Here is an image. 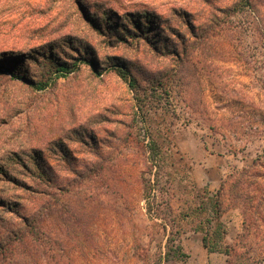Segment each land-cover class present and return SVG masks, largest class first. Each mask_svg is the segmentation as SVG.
Instances as JSON below:
<instances>
[{
  "label": "rangeland",
  "instance_id": "374dc122",
  "mask_svg": "<svg viewBox=\"0 0 264 264\" xmlns=\"http://www.w3.org/2000/svg\"><path fill=\"white\" fill-rule=\"evenodd\" d=\"M245 1L0 0V67L26 75L0 81V169L9 174L0 170V239L33 218L62 248L57 264H152L161 237L149 241L139 183L146 128L167 137L211 193L264 149V0ZM143 15L156 17L154 43L132 22L146 25ZM104 16L124 27L105 32ZM49 58L76 66L57 73ZM159 80L169 94L154 90ZM32 148L51 165L53 187L20 165ZM222 221L232 242L242 215L230 208ZM179 242L187 258L162 264H225L199 233Z\"/></svg>",
  "mask_w": 264,
  "mask_h": 264
},
{
  "label": "trees",
  "instance_id": "16d2710c",
  "mask_svg": "<svg viewBox=\"0 0 264 264\" xmlns=\"http://www.w3.org/2000/svg\"><path fill=\"white\" fill-rule=\"evenodd\" d=\"M143 16L141 18H144L146 23L143 26L140 21L132 19L140 32L136 34L145 38L148 43H154L149 37V32L153 30L152 22H155L156 17ZM107 19L108 17L104 16L105 32H117L121 26L124 27L119 25L115 30L113 26L119 23ZM49 61L57 73H67L72 66H76L57 58H49ZM117 65L115 69L118 74L130 87L135 88L137 77L132 75L127 66ZM17 70L20 71V68L0 67V81L8 83L12 79H24L26 75L18 73ZM28 81L38 89L48 84L46 81H34L31 77ZM160 81L154 83V90L160 86L168 93L167 87ZM138 100L141 102L139 97ZM143 120L145 121V115H142ZM144 135L148 141L144 149L146 165L139 173L141 196L145 215L152 228L149 241L153 242L157 236L161 237V241H157L155 249L150 252L152 264L186 259L188 255L184 252L179 238L189 231L201 234L202 246L208 252L223 253L226 256L225 264H262L264 149L251 165L231 170L221 181L218 190L211 193L207 186H200L190 178L189 165L179 152L172 148L167 137L155 134L149 127ZM60 150L64 154L67 153L64 148ZM28 158V161L20 163L27 176L47 187H53L55 180L52 167L44 161L40 151L32 148L28 152ZM0 170L9 175L8 170ZM12 178L16 181L15 177ZM1 202L7 207L5 200L1 199ZM47 207L48 205L43 211H46ZM8 208L11 207L8 205ZM230 208H237L242 215L240 231L232 242L227 240L228 228L222 221L224 212ZM47 216L45 213L44 217ZM39 222L33 218L24 220L23 226L9 238L0 239V264H39L38 258L40 261L43 259L45 264L59 262V250L62 248L57 247L43 221L40 225Z\"/></svg>",
  "mask_w": 264,
  "mask_h": 264
}]
</instances>
